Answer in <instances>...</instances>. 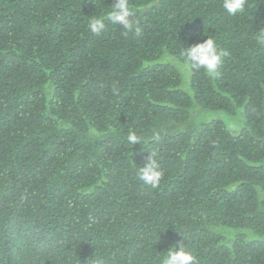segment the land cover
<instances>
[{
  "label": "trees",
  "instance_id": "obj_1",
  "mask_svg": "<svg viewBox=\"0 0 264 264\" xmlns=\"http://www.w3.org/2000/svg\"><path fill=\"white\" fill-rule=\"evenodd\" d=\"M113 2L0 0V264H264V0H130L139 34H92ZM208 36L218 76L164 59Z\"/></svg>",
  "mask_w": 264,
  "mask_h": 264
},
{
  "label": "clouds",
  "instance_id": "obj_2",
  "mask_svg": "<svg viewBox=\"0 0 264 264\" xmlns=\"http://www.w3.org/2000/svg\"><path fill=\"white\" fill-rule=\"evenodd\" d=\"M248 5L249 0H222V7L232 16L244 13ZM106 21L114 25H120L128 32L140 33L139 21L135 16L130 0H114L110 11L106 15H90L89 31L97 36L101 35L107 31L108 24ZM257 41L264 44V28L259 30ZM228 54L227 51L218 47L213 37L208 36L202 42L190 44L187 47L183 46L179 56L166 54L164 59L173 64L181 73H186L188 69H203L209 76L216 77L219 75V69ZM127 141L133 146L143 140L136 132L130 131ZM138 174L139 178L152 188L158 187L161 183L164 173L152 151L147 158V163L139 167ZM195 259L193 253L180 241L178 246L173 245L168 248L162 264H194Z\"/></svg>",
  "mask_w": 264,
  "mask_h": 264
},
{
  "label": "rangeland",
  "instance_id": "obj_3",
  "mask_svg": "<svg viewBox=\"0 0 264 264\" xmlns=\"http://www.w3.org/2000/svg\"><path fill=\"white\" fill-rule=\"evenodd\" d=\"M186 82V81H185ZM197 113V112H196ZM194 118L198 121L223 120L233 131H238L245 126V119L242 112L238 111L235 115L228 114L221 110L198 111Z\"/></svg>",
  "mask_w": 264,
  "mask_h": 264
}]
</instances>
